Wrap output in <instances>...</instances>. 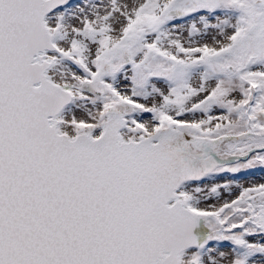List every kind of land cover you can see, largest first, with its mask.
I'll list each match as a JSON object with an SVG mask.
<instances>
[{
	"label": "snow or ice",
	"instance_id": "obj_1",
	"mask_svg": "<svg viewBox=\"0 0 264 264\" xmlns=\"http://www.w3.org/2000/svg\"><path fill=\"white\" fill-rule=\"evenodd\" d=\"M0 264H264V0H0Z\"/></svg>",
	"mask_w": 264,
	"mask_h": 264
}]
</instances>
